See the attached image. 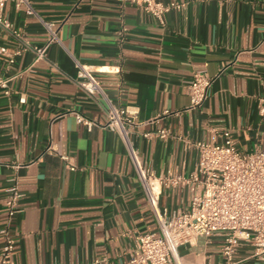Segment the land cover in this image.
Returning a JSON list of instances; mask_svg holds the SVG:
<instances>
[{"label":"crops","instance_id":"crops-1","mask_svg":"<svg viewBox=\"0 0 264 264\" xmlns=\"http://www.w3.org/2000/svg\"><path fill=\"white\" fill-rule=\"evenodd\" d=\"M178 1L187 3L161 22L119 0H31L60 38L40 59L0 25V44L20 50L13 63L0 54V76L11 88L7 94L0 86V253L8 226L15 264L121 263L139 234L160 232L123 137L105 127L108 103L79 86L77 61L113 104L137 112L142 123L131 129V141L157 178L195 172L196 143L222 142L226 129L242 151L264 147V0ZM5 14L31 42L48 38L24 7L9 1ZM194 72L213 81L203 106L187 109ZM73 111L98 125L87 129ZM161 128L169 130L166 138L145 135ZM13 179L22 196L9 222ZM156 186L160 207H190L192 184ZM222 247L221 234L200 235L180 245L181 264H224ZM235 261L264 264L249 242L238 246Z\"/></svg>","mask_w":264,"mask_h":264},{"label":"built area","instance_id":"built-area-1","mask_svg":"<svg viewBox=\"0 0 264 264\" xmlns=\"http://www.w3.org/2000/svg\"><path fill=\"white\" fill-rule=\"evenodd\" d=\"M9 1L16 6L24 7L27 14L41 19L48 31V38L43 44L31 42L25 34L16 28L14 22L5 14ZM121 3H132L143 6L147 12L164 22L165 14L172 8H182L187 1L178 0H119ZM0 25L19 38L25 49L36 53L37 58H44L50 45L60 41L53 21L44 20L32 5L31 0H0ZM20 50L11 51L6 45L0 44V54L8 56L9 62L15 61ZM78 84L88 94L101 95L108 103V121L105 127L117 131L123 137L130 155L134 160L147 195L153 206L160 232L148 231L139 234L130 250L129 259L114 264H181L179 247L191 242L200 235L211 237L217 233L223 236L224 264H236L235 253L242 242H249L254 247V255L264 260V147L251 151L238 148L231 130L223 131L222 142L199 141V161L195 172L189 176L157 178L140 164L137 149L133 146L130 132L133 127L141 124L137 112L129 107L116 106L107 97L101 82L84 64L77 61ZM213 78L203 72H194L187 86L190 104L187 109L203 106L209 93ZM0 86L7 94L11 93L9 79L0 76ZM261 112L264 113V99ZM78 123L91 130L98 122L79 111H73ZM178 114L165 110V114ZM159 115L156 119L160 118ZM149 120L148 122H152ZM147 137L166 138L169 130L161 128L146 132ZM185 182L193 185L192 202L188 209L170 212L160 207V190L158 182ZM21 192L15 179L8 187L6 206L8 221L20 211ZM4 244L0 253V264H15V235L7 226L2 230ZM106 264H113L107 262Z\"/></svg>","mask_w":264,"mask_h":264}]
</instances>
